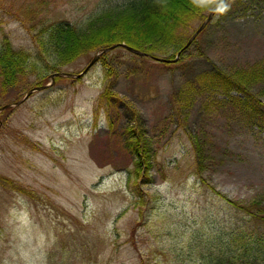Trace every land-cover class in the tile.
Returning <instances> with one entry per match:
<instances>
[{"label":"rangeland","instance_id":"1","mask_svg":"<svg viewBox=\"0 0 264 264\" xmlns=\"http://www.w3.org/2000/svg\"><path fill=\"white\" fill-rule=\"evenodd\" d=\"M94 3L54 0L48 15L86 29ZM28 9L0 0V41L35 52L20 19ZM107 52L110 67L96 59L83 75L52 83L51 71L50 86L0 110V174L32 192L0 185V264H195L185 257L193 232L239 220L221 196L264 208V120L231 102L238 91L201 84L214 66L264 70V0H226L181 61L133 56L121 46ZM94 54L58 71L79 73ZM36 79L29 73L0 106L21 99ZM105 84L121 99L111 128L93 103ZM186 84L200 92L177 110L173 93ZM251 92L264 105V77ZM131 113L150 154L147 175L137 178L147 200L141 206L127 183L134 154L121 134ZM192 140L201 144L199 163ZM147 176L151 182L142 181Z\"/></svg>","mask_w":264,"mask_h":264},{"label":"trees","instance_id":"2","mask_svg":"<svg viewBox=\"0 0 264 264\" xmlns=\"http://www.w3.org/2000/svg\"><path fill=\"white\" fill-rule=\"evenodd\" d=\"M52 1L22 0L29 9L22 13L26 16H20V19L28 23L35 52L13 47L7 37L0 41V98L9 89L17 87L29 73L37 74L33 84H43L51 71H58L80 55L96 52L115 42H125L148 53L172 58L190 36L194 21L203 20L220 0H103L102 5L95 0V8L91 12L97 13L87 20L86 29L71 21L52 20L48 15ZM184 51L178 57L180 61ZM107 54L104 52L98 57L105 67L110 65ZM209 71L204 73L201 80V84L205 83L204 87L207 85L222 91H238L241 96L230 94L231 102L241 100V107L249 109L259 120H264V105H260L257 96L251 92V85L264 77L262 67L258 72L236 69L228 73L216 66ZM110 73L108 69L106 75L110 76ZM200 89V86L191 84L178 88L173 93V96L176 94L180 99L177 110L179 107H189L191 97ZM93 103L95 113L104 110L107 126L113 127L110 111L120 106L118 95L105 84ZM136 117V114H132V123H126L121 134L128 149L134 154L133 167L127 171V183L136 195L134 206H141L147 200L137 178L147 175L150 154L135 125ZM192 141L199 163L201 144ZM142 181L151 182L152 179L147 176ZM0 185L32 195L20 183L1 174ZM221 197L233 207V215L237 214L239 220H234L232 226L230 222L219 224V220L215 221L213 227H210L211 231H204L199 226L200 230L196 234L193 232L187 241L190 253L185 257L195 264H261L260 261L264 260V208L253 200L237 201Z\"/></svg>","mask_w":264,"mask_h":264},{"label":"water","instance_id":"3","mask_svg":"<svg viewBox=\"0 0 264 264\" xmlns=\"http://www.w3.org/2000/svg\"><path fill=\"white\" fill-rule=\"evenodd\" d=\"M226 0H220L219 2H217L208 12L207 16L201 21V23L199 24V26L197 28L194 29V31L190 34V36L188 37V39L186 40V42L182 45V47H180L177 51L174 57H165V56H160V55H154L151 53H148L144 50L135 48L125 42H116L113 43L109 46H104L102 48H100L98 51L95 52V54L93 55V57L90 59V61L88 62V64L83 68V70L79 73H72V72H64V71H54L52 73L49 74L50 78H51V83L54 81V77L56 75H62V76H72V77H79L81 75H83L84 73H86V71L90 68L91 64L98 59L99 55L107 52L110 49H113L115 47L121 46L125 49H127L128 51L136 54V55H140V56H148L151 57L152 59L158 60V61H163V62H175L177 61L180 53L182 51H184L192 42L193 40L197 37V34L206 26V24L212 19V17L214 16V14L216 13V11L218 10V8L225 2ZM50 83V84H51ZM50 84L46 83V84H40V85H35L31 88H29L24 96L14 102H7L4 103L0 106V110L5 109L7 107L10 106H14L17 105L19 103H21L26 97H28V95L35 90H42L45 89L47 86H49Z\"/></svg>","mask_w":264,"mask_h":264},{"label":"bare ground","instance_id":"4","mask_svg":"<svg viewBox=\"0 0 264 264\" xmlns=\"http://www.w3.org/2000/svg\"><path fill=\"white\" fill-rule=\"evenodd\" d=\"M116 43V42H115Z\"/></svg>","mask_w":264,"mask_h":264}]
</instances>
